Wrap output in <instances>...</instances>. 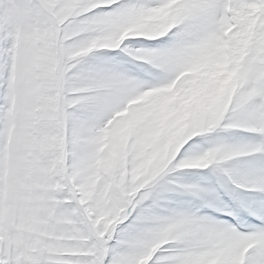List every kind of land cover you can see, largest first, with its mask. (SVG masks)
Listing matches in <instances>:
<instances>
[{
    "label": "snow or ice",
    "instance_id": "snow-or-ice-1",
    "mask_svg": "<svg viewBox=\"0 0 264 264\" xmlns=\"http://www.w3.org/2000/svg\"><path fill=\"white\" fill-rule=\"evenodd\" d=\"M0 264H264V0H0Z\"/></svg>",
    "mask_w": 264,
    "mask_h": 264
}]
</instances>
